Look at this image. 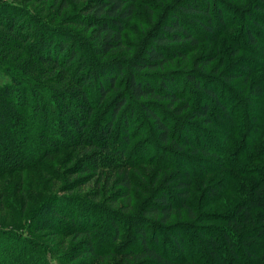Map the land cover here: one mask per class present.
Masks as SVG:
<instances>
[{
	"label": "rangeland",
	"instance_id": "rangeland-1",
	"mask_svg": "<svg viewBox=\"0 0 264 264\" xmlns=\"http://www.w3.org/2000/svg\"><path fill=\"white\" fill-rule=\"evenodd\" d=\"M87 1L0 0V14L20 22L17 29L23 30L25 37L31 34V40L47 24L59 31H75L80 38L88 39L92 30L83 33L81 28L64 21L66 16L80 11ZM194 1L203 6L209 5L212 16L200 17L203 22L212 24L213 34L196 24L192 28L197 42H185L184 56L172 59L162 68L150 70L148 74L150 77L158 73L179 75L180 90L196 105L203 103L204 96L192 84L182 80V73L192 70L202 83L218 88L222 100L230 103L229 118L221 117L222 121L216 120L220 112H216L208 123L202 118L192 119L190 109L177 114L181 102L171 107L166 102L162 105L170 111L171 117L177 115L170 124L177 127L178 137H183L181 127L186 125L191 128L189 134L197 141L198 132L204 131V142L216 148L220 155L206 157L198 152L191 156L193 152L189 148H184L182 153L170 151L167 148L169 144L157 141V126L138 106V116L132 121L133 129H136L132 141L126 147L123 158L118 159L121 166L114 170L115 165L112 168L102 165L98 171L85 175V179H90L87 185L71 183L72 178L77 177L70 176L71 168L81 160L80 151L73 147L51 151L27 169H14L4 174L0 178V252L13 247L8 264L13 260L14 264H19L18 257L26 259L27 264H86L90 261L94 264H122L125 259L123 251L137 247L132 228L134 221L141 223L139 216L152 204L155 194L169 193L179 203L181 199L178 196L182 193L178 184L180 179L189 185L186 187L189 191L187 203L195 208V218L188 217L185 209L180 213L175 211L169 222H163L161 216L151 217L156 225L146 223L147 231L152 233L151 236L154 233L160 237V247L166 254L176 257V264H222L217 256H209L203 238L198 237L197 224L202 223V214L215 211L225 215L234 213L241 202L264 201V3H261L262 0H135L134 14L124 32L126 46H132L133 50L116 52L113 57L126 58L124 55L144 51L151 34L157 32L174 12L178 13L180 8ZM251 32L257 41L251 40ZM20 53V49L7 50L0 46V83L10 81L5 71L7 67L22 71L26 56ZM207 60L209 63L205 64ZM242 66H246L245 71H242ZM52 74L57 73L44 71L38 78L28 76L33 78L34 84L55 90L60 86L49 82ZM127 74L125 71L120 78L118 88L121 90L126 88ZM257 85L263 89L260 95L254 94ZM118 96L117 89L109 93L95 112L93 122L108 119L107 104ZM248 96L253 102L247 103ZM27 145L30 147V143ZM29 150L25 152L26 158L32 157ZM111 158L116 159L115 155ZM205 166L210 172L202 170L201 167ZM124 174L128 176L129 185L120 184ZM209 187H224V190L210 198ZM46 201L75 215L79 224L91 221L89 227L97 231L93 236L100 246L99 257L83 255L77 258L74 255L73 251L83 237L75 239L58 230L49 232L36 228V216ZM259 213L254 211V218ZM208 217L210 220L203 222L213 225L208 234L222 236L228 232L238 242H242V229L248 230L258 224L256 219L243 228L239 226L238 235L235 228L219 217ZM110 218L115 219L123 229L114 244L111 233L104 227V221ZM60 223L62 226L66 224L62 220ZM170 223L172 227L165 229ZM176 230L186 237L184 254L175 251L168 240V231ZM257 233V230L252 232L258 238ZM232 261L228 264H259V260L246 263L242 254Z\"/></svg>",
	"mask_w": 264,
	"mask_h": 264
},
{
	"label": "trees",
	"instance_id": "trees-1",
	"mask_svg": "<svg viewBox=\"0 0 264 264\" xmlns=\"http://www.w3.org/2000/svg\"><path fill=\"white\" fill-rule=\"evenodd\" d=\"M134 1L88 0L80 11L66 16L65 24L79 27L83 33L92 30L88 39L80 38L75 31H59L47 24L46 28L31 40V34L25 37L23 30L17 29L20 22L0 14V46L7 50L20 49V54L26 56L22 71L7 67L5 71L10 81L0 83V178L14 169H27L29 165L39 162L42 155L48 156L51 151L70 147L80 151L81 159L80 163L71 168L70 176H77L72 178L71 183L77 186L87 185L90 179H85V175L98 171L105 164L108 168L115 165L116 170L121 166L118 159L123 158L135 133L132 121L138 116V106L157 126V141L169 144L170 147L167 148L170 151L182 153L184 148H189L193 152L191 156L198 152L206 157L220 155L216 148L204 142V131L198 132V142L189 134L191 128L186 125L181 127V130H184L183 137H178L177 127L170 124L176 120L177 115L171 117L170 111L162 105V102H166L171 107L181 102L177 114L190 109L192 119L202 118L208 123H211L216 112H220V117H216V120L222 121L221 117L229 118L227 114L230 111V103L222 100L218 88L202 83L192 70L187 71V74L182 73V80L192 84L204 96L203 103L196 105L180 90L179 75L178 78L176 74L158 73L152 75V78L148 74L151 73L150 70L162 68L172 59L184 56L185 42H197L192 28L196 24L213 34L212 24L203 22L200 17L212 16L209 5L203 6L195 1L186 4L178 13L174 12L157 32L151 34L144 51L124 55L126 58L113 57L116 52L133 50L132 46H126L124 32L134 14ZM261 3H264V0ZM257 8L261 6L257 5ZM250 37L252 41H257L252 32ZM176 45L179 47L173 48ZM130 56L134 57L128 60ZM207 63L208 60L205 61V64ZM245 67H241L242 71H245ZM44 71L56 72L57 74H52L48 80L60 87L50 90L32 82L33 78L40 77ZM125 71L128 73L126 88L121 90L118 87ZM116 89L119 96L113 99L111 104H107L108 119L105 122L103 119L93 122L101 103ZM254 91V94L260 95L263 89L257 85ZM248 102H253L250 96ZM27 143H30V147ZM27 149L32 153L31 158H26ZM111 155H115L116 159L111 158ZM201 168L210 172L208 166ZM120 182L124 185L130 184L126 174L121 177ZM178 184L179 190H182L178 196L181 199L179 203L169 193L155 194L152 204L139 216L141 223L134 221L135 226L132 228L135 230L137 247L123 251L125 259L122 264L178 262L174 255L166 254L160 247V237L154 233L151 236L152 233L148 232V227L145 226L146 223L156 225L152 218L158 216H161L163 222H169L175 211L180 213L182 209L186 210L188 217L195 218V208L187 203L188 184L186 185L184 179H180ZM223 190L224 187H209L207 191L212 198ZM64 211L51 201H46L36 216V228L49 232L58 230L60 233L72 235L75 239L83 237V241L73 251L74 255H77V258L83 255L99 257L100 246L95 235L93 236L97 231H92L89 227L91 221L79 224L75 215ZM254 211L260 212L256 218ZM202 216V223L197 224V234L203 238L209 256H217L220 263L228 264L233 263L232 260L242 254L246 263L259 260V264H264V201H251L250 204L241 202L234 213L219 215L215 211H205ZM208 216L219 217L235 228L238 235L241 230L239 226L242 225L243 228L256 219L258 224L248 230L242 229V242H238L237 238L228 232L222 233V236L208 234V230L213 226L203 223L210 220ZM60 220L66 223L65 226H62ZM172 225H166L165 229L169 230ZM120 226L113 218L104 221V227L111 233L113 244L123 230ZM254 230H257L258 238L252 234ZM168 232V240L174 245L175 251L184 254L186 237L180 235L178 230ZM12 248L11 246L0 252V264H8ZM17 259L19 264H27L26 259ZM11 264H14V260ZM86 264H94V261Z\"/></svg>",
	"mask_w": 264,
	"mask_h": 264
}]
</instances>
